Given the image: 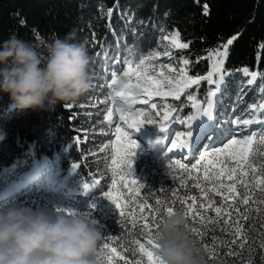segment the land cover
<instances>
[{
  "label": "trees",
  "instance_id": "1",
  "mask_svg": "<svg viewBox=\"0 0 264 264\" xmlns=\"http://www.w3.org/2000/svg\"><path fill=\"white\" fill-rule=\"evenodd\" d=\"M71 30L92 57V86L74 104L57 105L51 111H21L7 94L0 92V132L5 133V139L0 141V182L19 177L36 161L45 159L38 169L44 179L37 182L36 188L53 192L64 204L82 210L80 198L61 190L60 184L68 182L69 171L83 184L90 178L102 177L98 173L101 133L81 148L72 142L64 149L75 135L86 133L78 128L91 122L90 115L82 111L94 109L85 105L95 93L92 87L106 80L104 68L118 71L129 53L153 55L159 40L174 32L188 45L176 53L189 62L188 76L198 80L179 96L186 90L202 96L215 93L212 119L204 118L205 125L219 120L226 127L222 122L229 115L228 107L239 118L245 111L250 113L247 119L264 118V110L258 108L264 98V0H0V42L14 35L31 44L44 58L47 45ZM225 45L227 56L217 57ZM217 59L223 61L220 71L216 70ZM245 69L257 73L254 82H250L251 75L243 74ZM215 81H220L219 86ZM102 84L97 95L107 98L109 90ZM250 105H255L256 110H251ZM189 110L183 108L180 113L187 116ZM256 156L260 163L254 165L253 174L247 173L236 184L230 198L215 196L213 202L202 201L187 188L178 191L170 189L165 180L151 181L146 204L149 209L154 205L159 209L151 224L153 235L159 221L167 216L165 208H172L174 213L184 214L188 232L206 264H264V184L260 183L264 180V151L256 150ZM75 164L80 167L74 169ZM101 183L94 193L102 192ZM139 215L135 211L126 214V220L97 213L95 227L102 240L95 264H125L126 260L147 264L138 249V242L147 239L143 232L145 221L139 220ZM113 247L116 254L111 251Z\"/></svg>",
  "mask_w": 264,
  "mask_h": 264
},
{
  "label": "rangeland",
  "instance_id": "2",
  "mask_svg": "<svg viewBox=\"0 0 264 264\" xmlns=\"http://www.w3.org/2000/svg\"><path fill=\"white\" fill-rule=\"evenodd\" d=\"M179 44L184 43L181 42L176 32L163 36L159 40L155 56L140 57L138 54L134 56L129 53L128 57L121 61L118 71L114 72L104 68L103 72L107 75L106 82L102 80L92 87L95 93L89 97V100L87 98L85 105L94 107V109L82 111V113L90 115L91 122L85 128L80 126L78 129L83 132L86 131V133L75 135L73 140L64 146V149L69 147L72 142L75 143L76 148H81L82 144L89 143L88 140L95 139L96 133H101L103 137L98 144V149L102 151V155L99 156L101 158V169H99L98 173L102 177L90 178L87 181V184L90 185L87 191L83 189V183H80V179L75 177L72 171L68 172V182L64 185L60 184L61 190L75 194L80 198L79 200L84 203L82 210H77L64 204L53 192L40 191L36 188L37 182L44 179L38 169L45 162V159L40 162L36 161L27 172L22 173L19 177L8 180L6 183L0 182V207L16 205L34 210L43 209L49 213H71L96 223L98 221L97 213L100 211L109 216H120L115 207L104 198L105 193L110 191L121 193L126 214L137 212V207H141V201L144 204L147 203V192L153 180H165L170 189L178 191L187 188L194 192L202 201L213 202L215 201V196L219 198H230L233 196L236 184L242 182L243 177L247 173L253 174L254 165L257 162L258 164L260 163L256 156V150L264 151V144L259 143V137L264 135V118H252L250 120L253 122L245 125L243 120L247 119L246 117L250 113L245 111L244 115L239 118L238 116L236 117L234 110L228 107L229 115L228 117L225 115L224 117L227 119L222 122L227 124L226 127L220 124L219 120L209 122L206 126L210 128V131L204 132L199 143L194 146L192 141L196 136L195 130L198 125L204 124V118L197 117L193 121H188V117L196 113L197 107H207V102L213 101L215 97L213 93L209 92L202 96L194 95L186 90L178 98L171 95L172 97L169 99L164 98L163 95L148 96L141 94L139 100L142 102L133 104L130 108L125 103L122 108L117 107L118 104L122 103V100L114 93L115 84L112 81L113 79L127 80L128 77H125L124 73L128 71L130 63L135 66L140 59H145L149 75L161 81L165 77L173 79L185 74L188 76L189 62L184 58H180L176 53L187 47L181 48ZM148 57L152 58L148 59ZM182 69L183 72H181ZM243 74H245L244 71ZM132 80L135 82V77H132ZM102 83L109 90L107 98H101L97 95V92L100 91L99 87L103 86ZM161 91H168L166 83H164ZM190 96L192 99H189ZM261 103H264V98ZM152 105H155V107H152ZM248 107L251 110H256L255 105ZM183 108L185 111L190 109L187 116L181 115L180 112ZM212 109L213 103L211 111ZM122 110L126 116L129 113H142L143 115L139 117L140 120L144 121L141 128L134 130L127 127L125 122L120 119ZM243 110L246 109L244 108ZM145 117L151 119L152 123H148ZM242 125H245V127L243 128ZM161 126L164 127L163 132L160 131ZM222 126L224 127L220 129ZM117 128L126 132L137 145L134 155L131 157L130 176L128 179L129 181L135 179L138 185H142L138 189L139 199L136 196L137 188L133 186L131 191L124 189L120 177L115 175L113 171L114 166L111 163L113 151L120 147L117 143ZM243 129L245 130L242 131ZM189 131L193 132L192 137L187 135ZM249 136H254L256 142L249 146V152L243 160L238 157L220 154L218 159L223 160L224 163L218 164L216 168L212 169V172L217 173L223 167L234 169L231 179L228 178L226 173L218 178L208 179L207 177L211 176V172L205 173L204 164L206 162H201V164H197L195 169H192L191 165L200 159L205 150L212 151L213 148H223L224 144L229 143L232 139L243 140ZM157 141H160V143ZM174 141L176 142L175 147L173 146ZM252 146L256 150L251 151ZM233 147L238 148L239 146L234 145ZM175 161L185 164L189 171L185 172L184 169L179 167L169 168L168 165ZM208 167L211 168V165L209 164ZM103 177H105L104 181L101 179ZM147 177H151V180H146ZM96 181H99V183H95ZM113 181H116L115 189L113 188ZM100 182H102L101 184L104 185V188L100 194H96L94 190ZM221 184L224 187H218ZM229 185L232 187L231 193L228 191ZM52 189H55L54 186ZM130 205L132 206V211L127 212V208ZM146 241L147 239L142 242L146 244Z\"/></svg>",
  "mask_w": 264,
  "mask_h": 264
},
{
  "label": "clouds",
  "instance_id": "3",
  "mask_svg": "<svg viewBox=\"0 0 264 264\" xmlns=\"http://www.w3.org/2000/svg\"><path fill=\"white\" fill-rule=\"evenodd\" d=\"M92 57L75 30L56 37L41 58L16 36L0 42V92L21 111H51L74 104L92 86ZM127 91L117 80L114 93ZM118 108L124 106V100ZM5 133L0 132V141ZM154 254L160 264H206L182 212L159 221ZM102 240L95 222L71 213L28 207H0V264H95Z\"/></svg>",
  "mask_w": 264,
  "mask_h": 264
},
{
  "label": "snow or ice",
  "instance_id": "4",
  "mask_svg": "<svg viewBox=\"0 0 264 264\" xmlns=\"http://www.w3.org/2000/svg\"><path fill=\"white\" fill-rule=\"evenodd\" d=\"M207 6H205V14H207ZM21 23H24V21H21ZM178 38V37H177ZM228 40V45L232 44L233 40ZM187 44H179V47L186 48ZM156 54L154 53L153 56ZM217 57H226L227 56V45L224 46V51L217 52ZM152 57H148V59H151ZM185 63H187L185 61ZM222 59H217L216 63V70L220 71V68L222 66ZM171 71V69H169ZM183 72V69L181 70ZM246 75H251L252 81L254 82L257 73L252 72L249 73L248 69L244 70ZM211 76V73L209 74ZM125 77H128L127 81V91H122L118 93L117 95L124 100L125 104L128 106V108L131 107V105L140 103L142 101L139 100V96L141 94L143 95H172L176 96L178 98L179 93L191 85L197 84L198 80L192 79L188 77L186 74L181 75L179 78H173L168 79L167 77L164 78L163 81L149 75L148 73V66L145 63V59H140L139 63L133 66L131 63L129 64L128 71L124 73ZM132 77H135V82H133ZM117 82V79H113L112 83L115 84ZM212 83L213 81H209ZM164 83L167 84L168 91L162 92L161 88L163 87ZM217 85L219 86L220 81H215ZM215 95V93H213ZM189 99H192L190 96ZM207 107H197V111L194 115H190L188 117V121H193L197 117L206 118L207 120L212 119V113H211V107H212V101H208ZM152 107H155V105H152ZM258 108L260 110H264V103H261L258 105ZM143 115L142 113H129V115H124L123 110L121 111L120 119L125 122L127 127L132 128L134 130H138L143 125L144 121L140 120L139 117ZM167 114L165 115L166 118ZM148 123H152L151 119H148L145 117ZM253 121L250 119H244L243 123L245 125L251 124ZM160 131H164V127L161 126ZM196 131L195 139L192 141L193 145L199 143L200 139L202 138V134L204 132L210 131V128H208L205 124L201 123L198 125ZM117 133V143L120 145L119 149H116L113 151V155L111 158V163L114 166V174L118 175L120 177V181L124 187V189L131 191L132 187L135 186L137 188L136 196L139 199V187H142V185H138L137 181L135 179H132L129 181L128 177L130 176L129 169L131 168V157L134 155V151L137 147L136 143L132 141L129 137V135L126 132H123L120 128L116 129ZM189 137H192L193 132L189 131L187 133ZM78 142V141H77ZM160 143V141H157ZM256 142V138L254 136H249L243 140H236L232 139L229 143L224 144L223 148H213L212 151L205 150L204 154L200 156V159L196 161L195 164H192V169H195L197 167V164H201V162H206L204 164V171L205 173L211 172V176H208V179L218 178L221 175L227 174L228 178H232V173L234 169H229L226 167L220 168L219 172H212V169L216 168L218 164H223L224 161L221 159H218L220 154H225L229 157H238L240 160H243L246 156V154L249 152V146L253 145ZM259 143L264 144V135H261L259 137ZM237 145L238 148H234L233 146ZM173 146H176V142H173ZM211 165V168L208 167V165ZM80 166L78 164L73 165V168H79ZM169 168L179 167L180 169H184L185 172H188L189 169L186 168L185 164L179 163V161H175L168 165ZM95 183H99V181H96ZM261 184H264V180L260 181ZM83 189L87 191L90 187L89 184L84 183L82 185ZM218 187H224L223 184L219 185ZM113 188H116V181H113ZM229 193L232 192V187L228 186ZM106 200L110 202L112 206L115 207V210L119 213L121 217H126V210L125 205L122 203V194L115 191H110L105 193ZM160 201H157V205H160ZM244 203L247 204L248 200L245 199ZM132 211V206L130 205L127 208V212ZM159 211V209L154 205L152 209H149L147 204H144L143 201H141V207H137V212L140 213L139 220L145 221L143 224V232L144 235L147 237L146 244L143 242H138V249L139 252L142 254L143 257L147 258V264H160L158 258L154 254V249L156 247L155 243V235L152 233L151 224L155 222V216L156 213ZM165 211L167 215L174 214V211L172 208H165ZM217 213H220L221 209H216ZM147 213L148 215H145ZM158 228V225H157ZM104 247L107 249L109 246L106 243ZM113 253L116 252V249L113 247L111 249ZM125 264H132L131 261H125ZM136 264H142V261H137Z\"/></svg>",
  "mask_w": 264,
  "mask_h": 264
}]
</instances>
